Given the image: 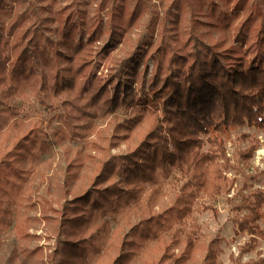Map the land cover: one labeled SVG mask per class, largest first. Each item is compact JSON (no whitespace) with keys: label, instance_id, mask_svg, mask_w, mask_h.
<instances>
[{"label":"rangeland","instance_id":"374dc122","mask_svg":"<svg viewBox=\"0 0 264 264\" xmlns=\"http://www.w3.org/2000/svg\"><path fill=\"white\" fill-rule=\"evenodd\" d=\"M171 1L0 0V92L10 105L0 109L12 112L0 126V264H65V252L80 249L81 264H212L210 248L214 264H264V123L198 132L196 149L213 152L198 168L202 187L201 177L175 170L129 203L76 201L105 161L140 146L160 117L140 115L134 103L155 63L175 70L193 35L222 54L238 49L240 23L264 5L178 0L180 19L170 26ZM139 50L131 96L107 105L110 92L97 84ZM148 231L156 235L143 240Z\"/></svg>","mask_w":264,"mask_h":264},{"label":"trees","instance_id":"16d2710c","mask_svg":"<svg viewBox=\"0 0 264 264\" xmlns=\"http://www.w3.org/2000/svg\"><path fill=\"white\" fill-rule=\"evenodd\" d=\"M177 1L172 0L166 10V18L169 17L171 21L170 26H175L180 19L178 10L172 9V5L174 8L180 6ZM139 8L141 7L137 9ZM255 22H259V27H255ZM123 28L125 27L121 26L118 31ZM248 32H251L253 38L247 49L243 50L242 45L248 38ZM234 39L239 41L238 49L229 47L222 54L217 45L205 44L197 35H193L189 39L192 49L187 53H178L177 57L182 63L175 70L170 69L165 73L162 65L158 61L155 63L148 83L150 87L145 90L142 88L134 103L140 115H156L159 111L160 117H155L147 138L140 146L128 154L109 157L93 179V188L86 189L76 201H82L81 204L85 206L94 197L101 196L104 201L112 198L129 203L136 199V192L142 194L147 186L159 182L160 177H168L171 173L174 175L175 170L179 173L187 172L192 178L201 177L197 187L204 186L205 167L198 168L204 163L211 164L213 152L196 149L201 148L197 143L198 132L206 133L210 129L219 131L231 124L247 123L259 126L264 123V5L255 3V11L249 13L240 23ZM232 50L237 51L231 60L222 61L221 56H230ZM162 57L163 54L158 58ZM25 58L27 59L26 55H18L16 60ZM141 58L143 54L139 50L133 60L126 59L121 65L118 63L116 71L110 74L107 81L97 84L96 92H110L104 103L109 105L110 102L112 105L131 96L132 83ZM2 94L0 92V108L9 110L10 105L2 103ZM11 113L5 111L1 114L0 109V126ZM115 177L116 180L106 184ZM190 193V197H193V192ZM179 199L180 197L178 202ZM182 205L185 213L187 204L184 201ZM99 208L103 210L106 207ZM93 211L96 212L95 209ZM86 213L85 207L80 209V215ZM74 216L75 213L69 217L70 220ZM253 226L249 227L251 233L257 231ZM142 228L150 230L144 225ZM155 235L154 231H148L140 236L145 240ZM78 245V241L67 243L66 250L71 251L69 247ZM211 251L213 249L210 248L206 256L214 264V253ZM83 258L81 249L79 253L64 254L65 264H81Z\"/></svg>","mask_w":264,"mask_h":264}]
</instances>
